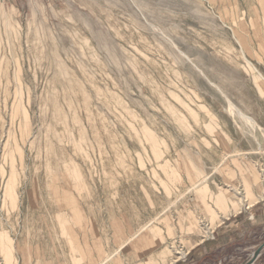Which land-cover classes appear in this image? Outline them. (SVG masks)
<instances>
[{
  "label": "rangeland",
  "instance_id": "374dc122",
  "mask_svg": "<svg viewBox=\"0 0 264 264\" xmlns=\"http://www.w3.org/2000/svg\"><path fill=\"white\" fill-rule=\"evenodd\" d=\"M255 69L264 0H0V264L180 256L264 182Z\"/></svg>",
  "mask_w": 264,
  "mask_h": 264
},
{
  "label": "crops",
  "instance_id": "0c3cea01",
  "mask_svg": "<svg viewBox=\"0 0 264 264\" xmlns=\"http://www.w3.org/2000/svg\"><path fill=\"white\" fill-rule=\"evenodd\" d=\"M241 193L238 208L226 204L213 226L183 233L182 253L168 264H246L264 240V182H255ZM186 252V253H184ZM253 264H264V251Z\"/></svg>",
  "mask_w": 264,
  "mask_h": 264
},
{
  "label": "bare ground",
  "instance_id": "6f19581e",
  "mask_svg": "<svg viewBox=\"0 0 264 264\" xmlns=\"http://www.w3.org/2000/svg\"><path fill=\"white\" fill-rule=\"evenodd\" d=\"M243 48V47H242ZM243 57L245 58V60L247 62H249L251 64V61L245 56V54H243ZM257 70V69H255ZM258 71V70H257ZM261 77V79L257 80L258 82H256L257 84L260 85H264V77L263 75L260 73V71H258V73ZM259 88V87H258ZM229 105L232 106V103L229 102ZM233 108V106H232ZM234 109V108H233ZM233 111V110H232ZM245 118H247V116L243 115ZM113 148V147H112ZM232 153V152H229V153H226L224 154L218 161L215 165H213L199 180L198 182H195L194 184L190 185L189 187H187V190L188 191L189 189H193L196 185H198L200 182H202L203 180L209 178L210 176L214 175V173H216V171L218 170V168L223 164V162L226 160V158L229 156V154ZM185 189H184V192H186ZM183 192V191H182ZM182 195V194H181ZM72 196V195H71ZM69 198V197H68ZM10 199V198H9ZM71 199V198H70ZM167 207V206H166ZM165 207V208H166ZM164 208V209H165ZM156 216L155 217H152L150 219H148L147 221H145L143 224H141L131 235H129L127 237V239L124 241L127 242V241H131L132 239L138 237L143 231L147 230L150 225L152 224V222L155 220ZM122 245V244H121ZM120 245V246H121ZM120 246L116 247L111 253H109L104 260H102L100 263L98 264H104L108 258L111 259L112 256H114L120 249ZM181 251V249H179ZM182 252H178V254H181ZM186 253V252H184ZM109 259V260H110Z\"/></svg>",
  "mask_w": 264,
  "mask_h": 264
},
{
  "label": "water",
  "instance_id": "95a60500",
  "mask_svg": "<svg viewBox=\"0 0 264 264\" xmlns=\"http://www.w3.org/2000/svg\"><path fill=\"white\" fill-rule=\"evenodd\" d=\"M264 251V241L257 247V249L253 252L251 256V260L247 262L246 264H253L255 262V259L258 258L262 252Z\"/></svg>",
  "mask_w": 264,
  "mask_h": 264
}]
</instances>
